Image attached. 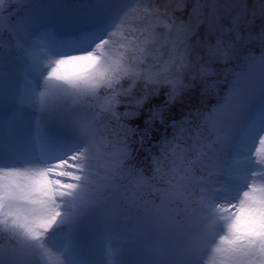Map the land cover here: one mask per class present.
Masks as SVG:
<instances>
[{
    "label": "snow or ice",
    "instance_id": "obj_1",
    "mask_svg": "<svg viewBox=\"0 0 264 264\" xmlns=\"http://www.w3.org/2000/svg\"><path fill=\"white\" fill-rule=\"evenodd\" d=\"M4 2L0 0V46L5 32L15 38L39 27L54 28L61 37L59 47L75 46L91 29L79 12L80 0H57V19L44 14V0H15L18 7L7 8ZM134 14L139 22L133 25L129 17ZM162 15L170 23L159 33ZM257 19L254 0H135L96 45L112 41L119 52L115 59L106 57L98 64L87 51L58 60L52 72L88 98L92 118L79 124L83 147L44 168L0 166V176L7 177L0 182V214L40 240L58 221V226H75L106 206L140 208L146 234L184 257L182 264L191 258L206 264L217 238L228 245L215 247L220 264H264V186L249 184L255 177L264 180V169L237 172L231 178L240 186L225 188L218 178L228 161L214 147L240 111L264 101V85L246 97L230 93L223 108L230 119L203 116L199 109L196 115L181 111L185 93L193 88L187 77L181 79L190 67L189 46L199 54L200 72L208 74L217 61L250 53L260 41L262 54L244 57L264 67V23L256 25ZM120 32L125 34L114 40ZM66 64L91 71L65 78L59 70ZM206 78L200 83L207 84ZM102 86L111 90L103 100L96 91ZM121 103L125 106L117 112ZM97 114L115 119L111 139L96 126ZM201 116L211 123L207 132ZM259 140L264 144V134ZM240 159L245 158L234 163Z\"/></svg>",
    "mask_w": 264,
    "mask_h": 264
},
{
    "label": "rangeland",
    "instance_id": "obj_2",
    "mask_svg": "<svg viewBox=\"0 0 264 264\" xmlns=\"http://www.w3.org/2000/svg\"><path fill=\"white\" fill-rule=\"evenodd\" d=\"M53 1H55L54 8L56 9L57 0ZM107 1L119 2L123 5L114 8L112 16L105 17V19L102 18V13L107 6L100 4L99 0L80 2V14L86 12L90 23L96 22L103 28L101 33L98 32L99 38L96 42L87 48L78 49L76 52L55 50L48 37H38L39 32L37 31L24 37H15L14 44L7 41V46H2L5 50L0 52V107L12 109L16 105L22 106L23 115L26 116L31 115L33 112L31 109L43 111L45 108H50L61 116L64 123L70 125L79 126L81 120L91 119V112L85 106L87 97L66 84L63 79H56L52 72L56 68L58 60L70 55H83L87 51H92L98 64H104L106 57L112 58L113 45H103L99 48L96 45L108 36L122 14L131 4L135 3V0ZM50 2L51 0H44V4H50ZM4 7L7 8V0L4 2ZM99 9L101 13L98 12ZM108 9L111 10L109 7ZM91 14L93 15L92 20ZM40 34L42 35V31ZM46 34L50 36V31ZM25 37L31 38L33 41ZM119 37L120 35H116L113 39L116 40ZM9 51L16 54V58L9 56L7 54ZM250 66L235 74L225 92L222 104L206 116L223 114L224 119H230V115L223 112L230 93L233 98L236 96L246 97L254 87L264 85V69L257 71ZM89 71L91 70L82 64H66L61 66L59 74L71 79L77 75H85ZM98 90L96 91L98 92ZM259 106H261V110ZM92 112L94 113L95 110L93 109ZM263 112L264 101L260 100V103L254 105L253 108L249 105L240 111L239 115L231 122V129L225 139L219 141L223 148L218 149L217 152L227 159L229 165L222 169V172L228 176L218 178L225 188L240 186V184H234L238 181L231 178L237 172L250 171L253 168L264 169V144H261L259 140V136L262 135L261 131H264V121L259 120L262 116L264 117ZM47 124L50 123L47 120H42L40 125ZM209 126L211 129L210 122ZM74 136L77 142L79 139L83 142H81L82 145L73 149L72 154L84 145L82 136L75 134ZM37 146L40 148V144ZM13 157L20 158L18 154ZM237 158L245 159L234 163ZM58 160L60 159L50 160L46 163L48 166H52ZM229 176L230 178H228ZM6 179V177L0 176V182ZM253 182L257 187L264 186V180L259 177L249 180V184ZM221 196L225 195L221 193ZM132 212L134 211L129 208L117 211L113 210L111 206H106L103 211L84 217L75 226L68 228L58 226V221V224L55 225L59 229L58 234L54 235L55 228L49 232L50 234L47 232V237L43 234L40 240H36L34 235H28L23 229L14 228L12 218L0 214V231L11 240L8 250H3L4 245L0 244V264H70L67 256L71 255L74 242H82L87 256L86 264H115L114 256L118 255L126 261V264H182L185 258L175 253L167 245H156L153 236L146 234L143 215L135 216ZM65 229H68L69 233ZM73 233L77 237L69 238L74 235ZM225 234H227V226H225ZM216 246L228 247L227 244H220L219 238H217L216 244L209 250L206 264H220V254L215 251ZM46 249L60 250L58 256L60 263L50 260L53 255L47 253ZM195 263L202 264L195 258L189 260V264Z\"/></svg>",
    "mask_w": 264,
    "mask_h": 264
},
{
    "label": "bare ground",
    "instance_id": "obj_3",
    "mask_svg": "<svg viewBox=\"0 0 264 264\" xmlns=\"http://www.w3.org/2000/svg\"><path fill=\"white\" fill-rule=\"evenodd\" d=\"M99 3L107 6L106 10L103 11L102 13V18L105 19V17H111L112 13L114 12L113 9L118 6V8L123 5L122 3L119 2H113V1H107V0H99ZM108 7L111 9L109 10ZM100 12V9L98 11ZM96 29L98 30L99 33L102 32L103 28L101 25L96 24V22L93 23ZM106 26V25H105ZM253 68V67H252ZM254 68H259V66H256L254 64ZM260 100L256 101V104H259ZM255 103L250 105L251 108H253ZM22 106L16 105L12 109H9L8 107L6 108H1L0 107V145L3 147V154L6 153H22V151H32L35 147L34 145V139L32 136V126L34 123L38 124L41 120H47L50 123L57 122V125L59 126V131L65 132V133H70V134H75L78 136H82L80 132V127L78 125H70L67 123H64L62 121V118L60 115L57 114L54 110L50 108H45L43 111H39L38 109H31L33 112L31 113L32 115L26 116L23 115L22 111ZM259 109L261 110V106H259ZM17 110V112H14ZM13 112L15 114H13ZM252 114V113H249ZM14 115L16 117H14ZM258 120V119H257ZM260 121H262L261 118H259ZM264 134V132H263ZM264 162V161H263ZM10 166H16V167H32V168H44L48 167L46 163L37 160H31L29 161L26 159V161H22L21 163L14 162L12 165H8L6 167ZM7 178V177H6ZM70 226H66L65 228H68ZM56 228V233L54 234L55 236L58 234L59 229L55 225L52 226L51 229H49L48 233L51 232L53 229ZM67 233H69L65 229ZM50 234V233H49ZM65 234V232H64ZM73 236H69V238H75L77 235L73 233ZM47 237V233H45ZM59 243V242H58ZM57 245V242H56ZM53 246V245H52ZM81 248V247H79ZM46 252L49 253L50 255H53L50 257V260H56L58 263H60V260L58 258L60 250L54 251L53 249H46ZM45 252V255H46ZM80 256L83 254L82 250H79L77 252ZM115 263L116 264H122V259L119 257L115 258Z\"/></svg>",
    "mask_w": 264,
    "mask_h": 264
},
{
    "label": "trees",
    "instance_id": "obj_4",
    "mask_svg": "<svg viewBox=\"0 0 264 264\" xmlns=\"http://www.w3.org/2000/svg\"><path fill=\"white\" fill-rule=\"evenodd\" d=\"M156 3L158 4H164L168 3V0H156ZM161 13H163L165 10L163 8L160 9ZM176 16H179V13L175 14ZM166 19L165 16H161L160 20L163 21V23H160L157 25L156 31L159 33H164L167 31V29L164 27L165 23L164 20ZM133 23L136 24L139 22V17L134 14L133 17ZM256 25H260L264 23V18H258L255 21ZM121 35H124L121 33ZM122 52V50H120ZM260 49L259 46H255L253 50L250 53H242L239 57H237L234 60L228 61L226 63H220L217 62L213 67L215 69V73L209 77L206 78L207 84L203 83H196L193 88H191L187 93H185L184 98L182 100V103L184 105L183 109L181 111L189 112L193 111V115H196V110L199 109L200 113H204L206 111H210L213 105H217L221 101V97L223 96L224 89L227 86V83L229 81L230 76L233 72H235L238 68L244 67L247 62H249V59H246L245 55H253V54H259ZM119 52L116 49V54L114 55L113 59L116 58V55H118ZM122 84L125 83L124 81L121 82ZM111 90L101 88V94H102V100L106 98L107 94L110 93ZM135 91V89H134ZM123 99V98H121ZM124 104H118L116 105L117 112H121L124 108ZM203 116L200 117L199 122L204 127V130L208 131V123H206L203 119ZM101 127L103 134L108 137L112 138V133L115 130L116 122L113 117H111L110 114H105L102 117L101 121ZM1 222V221H0ZM11 240L6 237V235L2 234L0 231V244L4 245L3 250H8L10 247Z\"/></svg>",
    "mask_w": 264,
    "mask_h": 264
},
{
    "label": "clouds",
    "instance_id": "obj_5",
    "mask_svg": "<svg viewBox=\"0 0 264 264\" xmlns=\"http://www.w3.org/2000/svg\"><path fill=\"white\" fill-rule=\"evenodd\" d=\"M254 3L257 5V18H264V0H254ZM256 35H259V33H256ZM255 43L259 46L260 41H255ZM189 57L188 61L190 64V67L181 73V79L183 80L185 77H187L188 81L193 82V86L196 83H200L202 79L209 77L215 73L214 67H211L209 69L208 74H204L200 72V69L198 67L199 64V54L195 52L191 46H189ZM262 53L260 52L259 54H256L254 56H260ZM252 55H250L251 57ZM235 59V58H234ZM232 59V60H234ZM220 63H226L228 61H225L223 59L217 61Z\"/></svg>",
    "mask_w": 264,
    "mask_h": 264
}]
</instances>
